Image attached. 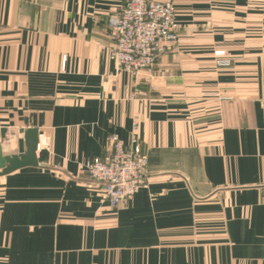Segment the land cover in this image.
<instances>
[{"label":"crops","instance_id":"crops-1","mask_svg":"<svg viewBox=\"0 0 264 264\" xmlns=\"http://www.w3.org/2000/svg\"><path fill=\"white\" fill-rule=\"evenodd\" d=\"M171 1L177 45L131 75L125 0H0L3 155L38 131L0 176V264H264V0ZM133 135L146 183L112 209L83 166Z\"/></svg>","mask_w":264,"mask_h":264},{"label":"built area","instance_id":"built-area-1","mask_svg":"<svg viewBox=\"0 0 264 264\" xmlns=\"http://www.w3.org/2000/svg\"><path fill=\"white\" fill-rule=\"evenodd\" d=\"M109 29L112 37L109 55L119 69L131 75L152 71L157 59L179 40L176 9L171 0H125L120 13L109 19ZM218 63L221 67L229 66L227 60ZM109 149L107 159L94 158L83 168L101 185L104 200L115 209L127 205L145 186L147 160L135 135L126 144L112 136Z\"/></svg>","mask_w":264,"mask_h":264},{"label":"water","instance_id":"water-1","mask_svg":"<svg viewBox=\"0 0 264 264\" xmlns=\"http://www.w3.org/2000/svg\"><path fill=\"white\" fill-rule=\"evenodd\" d=\"M6 131L1 132L4 140ZM23 135L24 151L18 155H3L0 144V176L8 175L16 170L26 167H37L36 151L38 146V131L35 126L21 130Z\"/></svg>","mask_w":264,"mask_h":264}]
</instances>
